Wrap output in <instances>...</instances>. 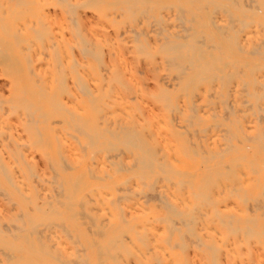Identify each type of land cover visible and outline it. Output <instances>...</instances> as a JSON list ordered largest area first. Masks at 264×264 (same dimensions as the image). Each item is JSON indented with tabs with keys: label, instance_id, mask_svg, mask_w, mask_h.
Instances as JSON below:
<instances>
[{
	"label": "rangeland",
	"instance_id": "374dc122",
	"mask_svg": "<svg viewBox=\"0 0 264 264\" xmlns=\"http://www.w3.org/2000/svg\"><path fill=\"white\" fill-rule=\"evenodd\" d=\"M115 1L0 0V47L2 49H0V167L5 165L6 169V172L3 169L5 173L0 170L2 173V175L0 173V231H2V233L0 232V264H264V202H262L264 201V197H262L264 194L261 193L264 192V148L262 149L257 141V137L264 132V117L260 119L264 116V110L261 112L256 110L254 99L251 96L247 97L248 101L242 97L238 98L237 104L236 102L233 103L231 98L226 101V85L224 86L220 79L212 80L213 83L209 80H201L200 84L194 83V87L198 85L197 88H194L193 84L186 86L188 91L183 88L185 80L178 77L180 73H178L176 66H173L174 64L168 58H164V56L168 57L165 51V42L168 40L185 41L186 37L188 41L200 40L202 36V41L205 40L207 43L205 45L212 44L208 47L212 53H221L220 48L215 47L218 39L209 38L207 29L197 33L199 38L196 36V31L203 29L201 26L203 20L197 18L193 20L194 22L190 20L182 22L179 14L175 17L179 8H184L187 18L192 17L189 9L187 10L188 4L183 5L181 3L185 0H150V2L149 0H142L144 3L138 0L135 7L132 2L136 3V0H120L122 3L120 1L118 3L117 0L116 3L118 4H115ZM140 2L143 3V6ZM148 4H151L152 11L149 9L150 7L148 8ZM164 5L181 6L176 12L175 7L168 6V9ZM136 6L142 7L136 8ZM143 8L147 9L146 11L143 10L145 14L142 11ZM135 11L136 13L140 12V16L139 14L135 15ZM216 11L213 16L217 23L228 20L227 12ZM125 12L127 15L124 14ZM141 15L143 16L141 19L135 17L140 18ZM128 16L131 21L128 20ZM175 19L177 21L174 22ZM155 20H159L157 24L161 25L160 28ZM190 23L193 29H190L189 33L183 32L184 25L189 27ZM150 24L154 25L150 26ZM248 25L249 23L243 30L247 34L250 32V35H247L250 41L257 37L261 38L259 23L253 21ZM157 27L159 29L155 30ZM161 27H165L164 30L166 29V31H163ZM137 32L139 33L137 34ZM155 32H159V35L157 36ZM190 33L193 35L190 36ZM139 34L138 39L136 37ZM183 34L186 35L185 38ZM252 35L257 37L254 38ZM83 38L87 40L85 41L89 45L85 43L88 47L83 45ZM139 45L144 50H141ZM84 46L89 51L93 50L92 55L86 48L83 50ZM222 56L226 60V53H222ZM165 61L167 63L169 61L170 64L167 65ZM12 62L14 64H11ZM72 65L73 68H71ZM243 68L247 69L246 66ZM227 70H232V67H228ZM186 71L189 72V70ZM224 71L226 72V66H224ZM254 74H264V68L256 70ZM175 75L176 77H174ZM178 79H181L180 83H178ZM210 82L211 85L208 84ZM176 83L179 85L177 86ZM190 86L194 90L191 94L189 92L192 90H190ZM200 87H203L204 90ZM20 89H24L25 96ZM39 90L44 93L39 96L40 99H38ZM211 92H214L213 95H210ZM19 93L23 97H20ZM160 94L162 95L161 98L159 97ZM207 95L209 96L207 97ZM52 97L53 99H50ZM21 98L25 99L22 100ZM49 100L50 102L55 100L53 103L51 102L53 107L50 102L48 103ZM219 100L221 103L217 102V107L215 102ZM25 101L29 105L33 103L32 106L30 105L31 109L30 106L26 105L30 111H27V108L24 111L22 105ZM167 101H169L170 106H167L168 108L165 106ZM262 102L264 103V98ZM56 104L59 108H55ZM188 104L193 106L189 109ZM231 104L232 107L237 105L234 110L235 115H232L234 117L230 115L231 112L229 111L232 110L229 108ZM195 106L196 108H194ZM225 106L229 110L227 107L224 109ZM210 107L212 108L210 109ZM35 109L36 111H34ZM240 109L244 111L242 112ZM246 109L252 110L246 112ZM206 113L207 115H205ZM241 113L244 114V117ZM76 115L82 120L87 119V127ZM210 115L213 118L217 116L213 119ZM73 116L75 121L72 120ZM257 118L259 119L257 120ZM201 119L202 121H200ZM223 119L227 120L224 121ZM243 119L247 121L244 122ZM219 123H224L225 126H222L224 124L219 125ZM187 124L194 126L190 127ZM75 125L76 127H74ZM71 126L72 128H70ZM124 126H127L125 129L138 131V139L142 140L146 147L153 151L154 160L151 166L154 165V169L150 166L151 170H148V167L142 169L143 166L139 160L137 162L138 155L142 153L140 147L129 146L128 148L122 143L119 144L116 132L121 131ZM208 126L210 127L208 128ZM241 127H245L243 134L241 131L238 132ZM221 128H224L223 130L227 133ZM34 129L36 130L35 133L40 136L35 135ZM194 129L197 130L194 131ZM230 131L235 134L232 135ZM95 133L97 137L94 136ZM112 134H114L115 139L112 138ZM102 135L104 138L101 137ZM188 135L189 137H187ZM193 137L196 139L194 143L196 147L193 144L189 147L190 141L193 143L195 140ZM225 137H230L229 142L224 139ZM92 138L95 142L91 143L93 146L91 147L90 144L85 146L88 141L92 142ZM95 139L98 140L95 141ZM243 139L246 141L243 142ZM225 140L233 151H224ZM200 141L202 146H200ZM246 145L251 146L246 147ZM241 147L242 149H240ZM107 148H117V151L113 149L110 151V149L108 152ZM184 148L185 150H183ZM235 150L238 153H235ZM202 152L203 154L200 155ZM227 152L230 154H225ZM134 154L136 155V162H134ZM186 154L188 155L187 158L190 156V160L186 158ZM202 155L204 158H201ZM162 156L164 159H161ZM231 156H235L236 159L232 160ZM229 159L232 164L229 163ZM219 160L223 163L226 162V166L222 167L223 164L219 163ZM203 161L206 162V165ZM157 162L162 163L163 167ZM217 162L220 165L216 166ZM132 163L134 165L136 163L135 166L138 167L141 165L144 172L142 173V170L138 168L137 170ZM228 163L234 167L231 168ZM236 164H239V167ZM164 166L166 174L164 172L161 176V171L165 169ZM212 166L214 169L217 168V172L222 175H220L222 179L218 178L222 184L216 180L217 173L212 170ZM124 167L132 169L126 170ZM219 167L220 169H218ZM225 167L229 171H226ZM159 168L162 169L159 170ZM169 168L172 170L167 172ZM187 168L189 169L187 170ZM173 170L174 172H172ZM195 170L197 171L195 172ZM178 171V175L175 174ZM230 171L237 174L233 175ZM238 171H241L240 174L245 178L248 175L247 178L239 175ZM138 172H141L142 175L146 173L143 175L145 177L142 178L141 173L139 175ZM183 172L192 178H186L182 174ZM209 172L211 173L210 176L213 177H204V175H209ZM228 173L231 174L228 175ZM181 175L184 176V179L183 177L178 178ZM80 176L83 179H79ZM207 178L210 181L213 179V183L206 182ZM9 179L11 180L9 181ZM56 179L58 183L55 184ZM181 179H183L182 182ZM188 179L191 182H189L190 180L186 181ZM73 180L78 183L75 186L80 187L79 190L75 188ZM61 181L62 185L60 184ZM82 182L85 184L83 185ZM185 182L191 184L185 185ZM83 187L84 190H82ZM165 187L169 189L166 190ZM182 188L183 190H181ZM214 190L217 192L213 193ZM202 191H206L205 194ZM192 192H195V195ZM72 193L73 196H71ZM158 194L165 195V198L160 199ZM66 195L68 196L66 197ZM65 197L70 199V203H68V199H64ZM54 198L56 202L57 199L61 203L63 202L62 206L59 204L60 202L58 206ZM166 198V202H163ZM203 199L205 201L202 202ZM261 199L263 200L261 201ZM255 201L258 202V205ZM40 203L43 205L40 206ZM206 203L212 205L214 209ZM51 204L53 206L49 207ZM54 205L57 206L58 211L56 209V212H51L53 211L51 209L49 211L48 208H56ZM82 205H84L85 210ZM199 205L202 206L201 209ZM191 211H201V213L196 212L195 214L194 212L192 214ZM187 212L189 213L187 214ZM220 213L221 215L218 216L217 214ZM60 218H63V221ZM245 218L251 223H246L247 219L245 220ZM253 218L256 227L250 220ZM174 219H176V223L172 222ZM187 219L191 220V222L189 221L190 224ZM222 219L224 221L230 219L228 224L231 225L232 223L234 229L239 227L238 232L234 233L235 230L232 226V230H230L231 228L227 229L226 225L228 224L226 222V225L223 224ZM181 220L182 224L183 222L186 224L180 226L182 225ZM91 221L92 228L89 223ZM35 223L38 225L36 231ZM134 224L136 226H133ZM31 225L34 226V230ZM242 230L248 234L250 232L252 237L248 235L245 238ZM102 231L105 235L102 234L101 236ZM126 235L127 237H125ZM115 239L117 240L113 243ZM119 241L122 242V245ZM101 242L102 244H100ZM208 246L218 249H210ZM109 253L111 254L109 255ZM113 254L115 258L110 257Z\"/></svg>",
	"mask_w": 264,
	"mask_h": 264
},
{
	"label": "bare ground",
	"instance_id": "6f19581e",
	"mask_svg": "<svg viewBox=\"0 0 264 264\" xmlns=\"http://www.w3.org/2000/svg\"><path fill=\"white\" fill-rule=\"evenodd\" d=\"M63 1H66V0H63ZM112 1V0H111ZM113 1H115V0H113ZM119 1L120 0H118V3H119ZM127 1V0H126ZM129 1V0H128ZM132 1V0H131ZM133 1H135V0H133ZM142 1V0H141ZM160 1V0H159ZM179 1V0H178ZM17 2V1H16ZM102 2V1H101ZM117 2V0L115 1V4H118V3H116ZM137 2H138V0H136V3L135 2H132V3H134V7H135V4H137ZM143 3H144V1H142ZM142 2H140L141 4H142V6H143V3ZM149 2H150V0H149ZM148 2V3H149ZM154 2V1H153ZM100 3V2H99ZM120 3H122L121 1H120ZM145 3H146V1H145ZM162 3V2H161ZM173 3H174V1H173ZM183 5L184 4H188V8H187V10L190 12V14H191V18H187L186 16H185V10H184V8H179L180 6L178 5V6H176V5H164L165 6V8H168V6H173V7H175L176 8V12H177V9L179 10L178 12H177V14H175V17H176V15H178L179 14V18L181 19V21L182 22H185L186 20H190V21H193V20H195V19H197V18H200L201 20H203V23L201 22V26H202V28L203 29H201V30H195L196 31V34L198 33V32H204L206 29L208 30L207 32H209L208 33V35H209V38H211V39H213V38H217L216 40V44H215V47L216 48H220V54H215V53H212L211 52V50L208 48L209 46H211V45H205V44H207L206 43V41L204 40V41H202V36L200 37V40H198V39H193V40H189L188 41V39H187V37L185 38V36H184V34H183V36H184V38L187 40H185V41H183V40H181V41H172V40H168L167 42H165V41H163V42H165L166 43V45H165V51H166V53L168 54V57H165L164 56V58H168L169 60H170V62L171 63H173L174 65L173 66H176V68H177V70L179 71H177L178 73H180V76H178V77H181V79L183 78L184 80H185V85H184V89L186 88V86H188V85H192L193 87L195 86L194 85V83H196V82H201V80H209V81H211L212 82V80H214L215 79V81H216V79H220V80H222L221 82H222V84L225 86L226 85V101H228V99H230V100H232V102L234 103V102H236L237 101V99L238 98H240V97H242V98H245L246 99V101H248V99H247V97L248 96H251L253 99H254V102H255V106H256V110H258V112H261V110H264V107H263V105H264V103L262 102V99L264 98V74H259V75H255L254 73H255V71L256 70H259V69H261V68H264V0H185V1H183V2H181ZM96 4H97V2H96ZM110 4H112V3H110ZM127 4V3H126ZM169 4V3H168ZM172 4V3H171ZM70 5V4H69ZM99 5V4H98ZM149 5V4H148ZM71 6H72V4H71ZM102 6V5H101ZM130 6V5H129ZM129 6H127V7H129ZM142 6H140V7H142ZM146 6V5H145ZM160 6H162V5H160ZM127 7H126V9H127ZM139 6H136V8H138ZM139 7V8H140ZM150 7V8H149ZM172 7V8H173ZM102 8H103V6H102ZM105 8V7H104ZM119 8V7H118ZM122 8H123V6H122ZM133 8V7H132ZM146 8H147V6H146ZM148 8L149 9H151V4L148 6ZM152 8H154V7H152ZM160 8V7H159ZM113 9V8H112ZM115 9V8H114ZM124 9V8H123ZM145 8H143L142 9V11L144 10ZM169 9V8H168ZM73 10V9H72ZM100 10H102V9H100ZM108 10V9H107ZM116 10V9H115ZM134 10H135V8H134ZM137 10H139V9H137ZM147 9H145V11H146ZM172 10V9H171ZM216 10H219V11H223V13H225V12H227L228 14V16H229V18H228V20H223L224 22L223 23H217L216 22V20H215V18H214V16H213V14L215 13V12H217ZM109 11H110V9H109ZM108 11V12H109ZM113 11V10H112ZM121 11V10H120ZM142 11H141V14H142ZM151 11H152V9H151ZM151 11H148V12H151ZM160 11H162V10H160ZM166 11V10H165ZM218 11V12H219ZM123 12V11H122ZM147 12V13H148ZM185 12V13H184ZM135 13H136V11H135ZM143 13L145 14V12L143 11ZM104 14V13H103ZM102 14V15H103ZM124 14H126V12L124 13ZM137 14H139V16H140V12L139 13H136L135 15H137ZM217 14V13H216ZM219 14V13H218ZM76 15V14H75ZM121 16H122V14H120ZM127 15V14H126ZM147 15V14H146ZM154 15V14H153ZM153 15H149V16H153ZM106 16V15H105ZM142 16V15H141ZM145 16V15H144ZM149 16H148V19H149ZM155 16V15H154ZM72 17H73V15H72ZM136 18H138V19H141V18H143V16L142 17H137V16H135ZM146 17V16H145ZM167 17V16H166ZM220 17V16H219ZM123 18V17H122ZM132 18V17H131ZM147 18V17H146ZM155 18V17H154ZM161 18V17H160ZM179 18H177V19H179ZM137 19V20H138ZM148 19H147V21H148ZM177 19H175L174 20V22L175 21H177ZM123 20V19H122ZM128 20H130L131 21V19H130V17L128 16ZM127 20V21H128ZM124 21V20H123ZM159 20H155V22H156V24H157V22H158ZM161 21H163L162 20V18H161ZM221 21V20H220ZM253 23V21H256L257 23H259V25H260V27H261V33H260V31H259V33L260 34H262V36H261V38H259V37H254L253 35V37L254 38H256L255 40H252V41H250V39L248 38V34L250 35V32H248V31H246V32H248V34L247 33H244V30H243V28H245V26L249 23V25L251 24V22ZM134 22V21H133ZM136 22V21H135ZM140 22V21H139ZM166 22H168V21H166ZM179 22H180V20H179ZM194 22V21H193ZM129 23V22H128ZM145 23H147L146 21H145ZM154 23V22H153ZM162 23H164V22H162ZM162 23H160V24H162ZM189 23V22H188ZM200 23V22H199ZM121 24V23H120ZM148 24V23H147ZM159 24V23H158ZM157 24V25H158ZM166 24V23H165ZM165 24H163V25H165ZM168 24H169V22H168ZM180 24H182V23H180ZM179 24V25H180ZM135 25V24H134ZM142 25V24H141ZM154 25V24H153ZM153 25H151L150 24V26H153ZM156 25V26H157ZM183 25V24H182ZM248 25V26H249ZM149 26V25H148ZM161 26V25H160ZM160 26L158 25V27L160 28ZM168 26V25H167ZM166 26V27H167ZM198 26V25H197ZM155 28V30H158L159 28ZM206 27V28H205ZM134 28V27H133ZM165 28V27H164ZM164 28H162L161 27V29H163V31H166V29L164 30ZM180 28H182V27H180ZM252 28V27H251ZM132 29V28H131ZM190 29H193V27L191 26V23H190V26L188 27V26H185L184 25V27H183V32L185 31V32H188L189 33V30ZM143 30V29H142ZM193 30V31H194ZM160 31V30H159ZM179 31H181L182 32V30H179ZM179 31H177V32H179ZM132 32V31H131ZM255 32H258V31H255ZM254 32V33H255ZM139 32H137V34H138ZM155 33H157V32H155ZM159 33V32H158ZM156 34L157 36L159 35V34ZM175 33V32H174ZM187 33V34H188ZM206 33V32H205ZM204 33V34H205ZM40 34V33H39ZM133 34H135V33H133ZM136 34V35H137ZM141 34V33H140ZM140 34L136 37V38H138L139 36H140ZM143 34H144V32H143ZM171 34H172V32H171ZM191 34L193 35V33H190V36H191ZM194 34H195V32H194ZM258 34V33H257ZM257 34H255V35H257ZM77 35H79V34H77ZM142 35V34H141ZM161 35V34H160ZM162 35L164 36V34L162 33ZM168 35V34H167ZM175 36V39L177 38L176 37V33L174 34ZM177 35H178V33H177ZM180 35V34H179ZM178 35V36H179ZM202 35V34H201ZM207 35V34H206ZM207 35V36H208ZM181 36V35H180ZM189 36V35H188ZM196 36H198V38H199V34H197ZM80 37V36H79ZM166 37V36H165ZM204 37V36H203ZM166 38H168V37H166ZM181 38H183L182 36H181ZM133 39V38H132ZM139 39V38H138ZM161 39V38H160ZM169 39V38H168ZM203 39H205V38H203ZM43 40V39H42ZM86 40V39H85ZM84 40V38L82 39V41H84V44L83 45H86L87 47H88V42H86ZM167 40V39H166ZM170 41V42H169ZM172 41V42H171ZM88 44H86V43ZM136 42V41H135ZM162 42V44H164ZM90 45H92L93 46V44H90ZM142 46H143V44H141ZM141 45H139V46H141ZM161 45V44H160ZM86 46H84L83 47V50H84V48H86ZM139 46H138V48H139ZM141 46V50H144V48ZM148 46V45H147ZM137 48V49H138ZM161 49H162V46L160 47ZM215 48V49H216ZM0 49H1V47H0ZM87 49V48H86ZM93 49H94V47H93ZM163 49H164V47H163ZM221 49H224V50H221ZM2 50V49H1ZM88 50V49H87ZM214 50V49H213ZM80 51H81V49H80ZM93 51V50H92ZM92 51H89L88 50V52H90L91 53V55H92ZM142 52V51H141ZM222 53L224 54V53H226V60H224L223 59V56H222ZM246 54V55H245ZM97 56V55H96ZM99 57V56H98ZM99 59V58H98ZM167 60V59H166ZM76 61V60H75ZM99 61H100V59H99ZM8 62H9V60H8ZM11 62V61H10ZM166 63H167V61H165ZM84 63V62H83ZM102 63V62H101ZM168 63H169V61H168ZM168 63H167V65H168ZM11 64H14L13 62L11 63ZM77 64V63H76ZM170 64V63H169ZM75 65V64H74ZM103 65V64H102ZM240 65V66H239ZM8 66V65H7ZM13 65H11V67H12ZM63 66V65H62ZM79 66V65H78ZM224 66H226V72L224 71ZM244 66H246L247 67V69H244L243 67ZM9 67H10V65H9ZM14 67V66H13ZM169 67V66H168ZM228 67H232V70H227V68ZM62 68V67H61ZM71 68H73V65H72V67ZM170 68V67H169ZM158 70V69H157ZM186 70H189V72H187ZM63 72H65L64 70H63ZM83 74V73H82ZM176 75H178L177 73H176ZM176 75L174 76V77H176ZM63 76V75H62ZM116 77V76H115ZM173 77V78H174ZM62 79V78H61ZM65 79V78H64ZM118 79V78H117ZM175 79V78H174ZM180 79V80H181ZM177 80V79H176ZM179 79H178V83H180L179 81H180ZM76 81V80H75ZM80 81V80H79ZM219 81V80H218ZM211 82L210 83H208V84H210L211 85ZM214 82V81H213ZM212 82V83H213ZM62 83V82H61ZM60 84V83H59ZM164 84H166V83H164ZM177 84V83H176ZM176 84H175V86H176ZM200 84V83H199ZM206 84V83H205ZM220 84V83H219ZM61 86H62V84H60ZM86 85V84H85ZM179 84H177V86H178ZM213 85V84H212ZM223 85H222V88H223ZM61 86H59V87H61ZM167 86V85H166ZM207 86V85H206ZM39 87V86H38ZM80 87H82V86H80ZM170 87V86H169ZM182 87V86H181ZM191 87V86H190ZM193 87H191L190 88V90L191 91H189L190 92V94L191 93H193L192 91H194L193 90ZM198 87V85L196 86V87H194V88H197ZM209 87V86H208ZM218 87V86H217ZM21 88H24V87H21ZM65 88V87H64ZM182 88V89H183ZM188 88V87H187ZM187 88L185 89V90H187ZM221 88V87H220ZM219 88V89H220ZM221 88V89H222ZM39 89L41 90V88L39 87ZM88 89V88H87ZM165 89V88H164ZM164 89H162V90H164ZM176 88H174V90H175ZM183 89V90H184ZM200 89H203L204 90V88L203 87H200ZM200 89H198V90H200ZM21 90V89H20ZM39 90V95H38V97L42 94H44L43 92L41 93V91ZM57 90V89H56ZM61 90H62V88H61ZM94 90V89H93ZM209 90V89H208ZM24 91V89L23 90H21V93H25V91ZM35 91V90H34ZM43 91V90H42ZM82 91V90H81ZM86 91V90H85ZM95 91V90H94ZM176 91V90H175ZM188 91V90H187ZM210 91V90H209ZM211 91H212V89H211ZM32 92V91H31ZM31 92H29V93H31ZM168 92V91H167ZM207 92V91H206ZM224 92H223V94H224ZM36 93V92H35ZM65 93V92H64ZM88 93H90V92H88ZM188 93V92H187ZM212 94H210V95H213V93L214 92H211ZM18 94V93H17ZM60 94H62V93H60ZM165 94V93H164ZM217 94H218V92H217ZM216 94V95H217ZM167 95V94H166ZM175 95V94H174ZM196 95V94H195ZM18 96V95H17ZM19 96L21 97L22 95H20V93H19ZM18 96V98H20ZM23 96H25V94L23 95ZM22 96V97H23ZM32 96V95H31ZM34 96V95H33ZM45 96V95H44ZM161 94H160V98H161ZM184 96H185V94H184ZM193 96V95H192ZM191 96V97H192ZM209 95H207V97H208ZM221 96V95H220ZM223 96V95H222ZM221 96V97H222ZM95 98V97H94ZM117 98H119V97H117ZM159 98V99H160ZM163 98H164V96H163ZM182 98V97H181ZM188 98H190V97H188ZM213 98H214V96H213ZM22 100H24L25 98H21ZM20 99V100H21ZM30 99V98H29ZM38 99H40V97L38 98ZM41 99H43V98H41ZM45 99V98H44ZM50 99H53V97L52 98H50ZM167 99H168V97H167ZM191 99V98H190ZM215 99H217L216 98V96H215ZM244 99V100H245ZM48 100V99H47ZM121 100V99H120ZM156 100H157V98H156ZM31 101V100H30ZM38 102L40 101V100H37ZM53 101H55V100H53ZM53 101H51L52 103H53ZM161 101H162V99H161ZM187 101H188V99H187ZM209 101V100H208ZM221 100H219V101H216L215 102V104L217 103V102H220ZM225 101V102H226ZM243 101V100H242ZM241 101V102H242ZM29 102V101H28ZM50 102V100L48 101V103ZM50 102V103H51ZM23 103V102H22ZM24 103H26V104H24ZM23 103V108H24V111H26V109L25 108H27V111H30L29 109H28V106H32L33 105V103L32 104H30L29 105V103L27 104V102L25 101ZM31 103V102H30ZM52 103H51V106H52ZM56 103V102H55ZM124 103V102H123ZM168 103V104H167ZM167 103L165 104V106H166V108H168V107H170L169 106V101H167ZM189 103V102H188ZM207 104H208V102H206ZM205 103V104H206ZM221 103V102H220ZM230 103H231V101H230ZM248 103V102H247ZM20 104V103H19ZM122 104V103H121ZM162 104H163V102H162ZM193 104V103H192ZM212 105H213V103H211ZM236 104H237V102H236ZM25 105V106H24ZM26 105H28V106H26ZM54 105V104H53ZM89 105V104H88ZM183 105V104H182ZM189 105V104H188ZM209 105V104H208ZM217 105V107H218V103L216 104ZM226 105V104H225ZM228 105H229V103H228ZM250 105V104H249ZM31 106L29 107L30 109H31ZM168 106V107H167ZM191 106H193V105H191ZM190 105H189V109H190V107H191ZM214 106V105H213ZM237 106V105H236ZM236 106L235 107H232V104L230 105V109H232L233 110V112H232V110H229V108L227 107V106H225V108L224 109H226V107H227V110H229L230 112H231V116L234 114V110H235V108H236ZM240 106H241V103H240ZM245 106V105H244ZM53 107V106H52ZM61 107V106H60ZM95 107H96V105H95ZM139 107V106H138ZM173 107V106H172ZM178 107V106H177ZM203 107V106H202ZM207 107V106H206ZM242 107H243V105H242ZM22 108V107H21ZM55 108H59V106L57 107V104H56V106H55ZM127 108V107H126ZM165 108V109H166ZM194 108H196V106L194 107ZM212 107H210V109H211ZM247 108V107H246ZM248 108H249V106H248ZM50 109V108H49ZM119 109H121V108H119ZM202 109V108H201ZM214 109V108H213ZM69 110V109H68ZM128 110V109H127ZM135 110V109H134ZM156 110V109H155ZM177 110H179V109H177ZM181 110H182V108H181ZM241 110V109H240ZM250 110V109H249ZM249 110H247L246 109V112H249ZM252 110V109H251ZM250 110V111H251ZM34 111H36V109L34 110ZM33 111V112H34ZM52 111V110H51ZM60 111V110H59ZM95 111V110H94ZM123 111V110H122ZM130 111V110H129ZM171 111V110H170ZM180 111V110H179ZM192 111V110H191ZM190 111V112H191ZM197 111V110H196ZM214 111V110H213ZM242 112L244 111V110H241ZM240 111V112H241ZM254 111V110H253ZM54 112V111H53ZM96 112V111H95ZM114 112H116V111H114ZM177 112V111H176ZM28 114L30 113V112H27ZM44 113V112H43ZM56 113V112H55ZM58 113V112H57ZM169 113V112H168ZM193 113H195V112H193ZM203 113V112H202ZM221 113V112H220ZM219 113V114H220ZM245 113V112H244ZM254 113V112H253ZM253 113H251L252 115H254ZM31 114V113H30ZM73 114V113H72ZM191 114V113H190ZM189 114V115H190ZM197 114V113H196ZM216 114V113H215ZM242 114V116L244 117V114L243 113H241ZM259 114V113H258ZM39 115H41V114H39ZM47 115V114H46ZM124 115V114H123ZM152 115V114H151ZM193 115V114H192ZM205 115H207V113L205 114ZM212 115H214L213 113H212ZM222 115V114H221ZM229 115V116H230ZM235 115V114H234ZM260 115V114H259ZM258 115V116H259ZM45 116V115H44ZM103 116V115H102ZM101 116V117H102ZM171 116H172V114H171ZM194 116V115H193ZM211 116V115H210ZM217 116V115H216ZM215 116V117H216ZM247 116V115H246ZM245 116V117H246ZM255 116V115H254ZM41 117H43V116H41ZM76 117L80 120L81 119V117L79 118V116H77L76 115ZM104 117V116H103ZM126 117V116H125ZM129 117V116H128ZM154 117V116H153ZM212 117V116H211ZM214 117V118H215ZM228 117V116H227ZM232 117H234V116H232ZM260 117V116H259ZM264 116H262L260 119H262ZM213 118V117H212ZM213 118V119H214ZM224 119L226 118V117H223ZM74 119V116H73V118H72V120ZM77 119V120H78ZM85 119V118H84ZM84 119L82 120L81 119V121H82V124H84L85 123V127H87V119H85V121H84ZM157 119V118H156ZM223 119V120H224ZM229 119V118H228ZM239 119H241V118H239ZM259 118H257V120H258ZM37 120V119H36ZM71 120V121H72ZM190 120V119H189ZM227 120V119H226ZM226 120H224V121H226ZM230 120V119H229ZM244 120V119H243ZM29 121H30V119H29ZM44 121V120H43ZM61 121V120H60ZM59 121V122H60ZM73 121H75V120H73ZM184 121H187V120H184ZM200 121H202V119L200 120ZM233 122H234V120H232ZM245 121H247V120H244V122ZM32 122H33V120H32ZM34 122H35V118H34ZM37 122H39L38 120H37ZM45 122V121H44ZM68 122V121H67ZM77 122V121H76ZM84 122V123H83ZM95 122V121H94ZM191 122V121H190ZM230 122H231V120H230ZM239 122V121H238ZM237 122V123H238ZM261 122V121H260ZM74 123V122H73ZM90 122H88V124H89ZM210 123H212L211 121H210ZM213 123H215V122H213ZM248 123V122H247ZM263 123V122H262ZM32 124V123H31ZM30 124V125H31ZM35 124V123H34ZM216 124V123H215ZM215 124H213V125H215ZM221 124H224V123H219V125H221ZM90 125V124H89ZM88 125V126H89ZM119 125V124H118ZM164 126H165V124H163ZM187 125H189L190 126V124H187ZM187 125H186V127H187ZM244 125V124H243ZM249 125V124H248ZM32 126V125H31ZM35 126H37V125H35ZM91 126H92V124H91ZM172 126V125H171ZM191 126H194V125H191ZM190 126V127H191ZM211 126V125H210ZM210 126H208V128L210 127ZM222 126H225V124L224 125H222ZM221 126V127H222ZM235 126V125H234ZM240 126V125H239ZM74 127H76V125L74 126ZM81 127V126H80ZM96 127V126H95ZM125 127L127 128V126H124L123 127V129H121V131H119V132H116L117 133V138H118V140H119V144H124L125 146H128V148H129V146H131V147H140L141 148V150H142V153H140V155H138V158H137V162H138V160H139V163L143 166L142 167V169H144V167H148L149 168V166H150V168L152 167H154V165H152L151 166V164H152V162H153V160H154V158H153V151L149 148V147H146V144L142 141V140H139L138 139V135H139V133H138V131L137 132H134L135 130H129V129H125ZM156 127V126H155ZM160 127V126H159ZM181 127V126H180ZM185 127V126H184ZM185 127V129H187ZM189 127V128H190ZM246 127V126H245ZM245 127H241L240 128V130H238V132H240L241 131V133L243 134V131L245 130L244 128ZM250 127V126H249ZM70 128H72V126L70 127ZM79 128V127H78ZM120 128H122L121 126H120ZM120 128H119V130H120ZM131 129H133L132 127H130ZM182 128V127H181ZM193 128V127H192ZM212 128V127H211ZM30 129H31V127H30ZM83 129V128H82ZM118 129V128H117ZM154 129V128H153ZM224 128H221V130H223ZM231 129V128H230ZM236 129V128H235ZM36 130H38V128H36ZM35 129H34V133H35V131H36ZM80 130V129H79ZM84 130V129H83ZM193 130V129H192ZM195 130H197V129H194V131ZM200 130V129H199ZM216 130V129H215ZM82 131V130H81ZM86 131V130H85ZM90 131V130H89ZM103 131H104V129H103ZM106 131H109V130H106ZM110 131H112V130H110ZM203 131V130H202ZM224 131V130H223ZM236 131H237V129H236ZM261 131H263V130H261ZM101 132V131H100ZM179 132V131H178ZM181 132H182V130H181ZM184 132V131H183ZM224 132H226V131H224ZM85 133V132H84ZM97 133V132H96ZM96 133H95V135L94 136H96L97 137V135H96ZM101 133H104V132H101ZM109 133V132H108ZM136 133H138V134H136ZM185 133H187V132H185ZM202 133V132H201ZM227 133V132H226ZM226 133H224V134H226ZM230 133L232 134V135H234L231 131H230ZM259 133V132H258ZM258 133H256V134H258ZM184 134V133H183ZM241 134V135H242ZM35 135H37V133H35ZM83 135H85V134H83ZM88 135V134H87ZM92 135V134H91ZM100 135V134H99ZM109 135H111V134H109ZM179 135H182V134H179ZM38 136H40V135H37V137ZM112 138L113 139H115L114 138V134H112ZM159 136V135H158ZM201 136H203V135H201ZM200 136V137H201ZM214 136H215V134H214ZM214 136H213V138H214ZM231 136V135H230ZM256 136V135H255ZM258 136V135H257ZM87 137V136H86ZM95 137V138H96ZM100 137V136H99ZM101 137H103V135L101 136ZM100 137V138H101ZM187 137H189V135L187 136ZM200 137H199V139H200ZM210 137V136H209ZM41 138V140H43L42 139V137H40ZM88 138V137H87ZM104 138V137H103ZM140 138H142L141 136H140ZM176 138V137H175ZM185 138V137H184ZM190 138H192V137H190ZM194 138V137H193ZM202 138V137H201ZM256 138V137H255ZM258 144H259V146L260 147H262V149L264 148L263 147V145H264V143H263V139H264V132L261 134V135H259L258 137ZM90 139V138H89ZM106 139H108V138H106ZM161 139V138H160ZM195 139V138H194ZM198 139V138H197ZM210 139V138H209ZM224 139H226L228 142H229V140H230V137L228 138V137H225ZM231 139H233L232 137H231ZM242 139V138H241ZM36 141H37V139H35ZM41 140H40V143H41ZM98 140V139H97ZM96 139H95V141H97ZM162 140V139H161ZM186 140V139H185ZM191 140V139H190ZM211 140V139H210ZM225 140V142H224V146H225V144H226V147H224V151L226 152L227 150L228 151H230V150H232V148L231 147H229V144L228 143H226L227 141ZM236 140V139H235ZM244 140L246 141V139H243V142H244ZM35 141V143H38V142H36ZM94 140H93V138H92V142H90V141H88V143L87 144H85V146H89V144H90V146L92 147L93 145H91V143L93 144V143H95V142H93ZM111 141V140H110ZM164 141V140H163ZM180 141V140H179ZM195 141H196V139L194 140V142L193 143H191L192 141H190V144H188L189 145V147H190V145L191 144H193V146H195L194 145V143H195ZM44 142V141H43ZM90 142V143H89ZM108 142H109V140H108ZM113 142H115V141H113ZM164 142H166V141H164ZM163 142V143H164ZM185 142H187V141H185ZM45 143V142H44ZM170 143H171V141H170ZM180 143V142H179ZM189 143V142H188ZM200 143V146H202L201 145V141L199 142ZM209 143V142H208ZM246 143V142H245ZM103 144V143H102ZM118 144V145H119ZM165 144V143H164ZM213 144V143H212ZM46 145V144H45ZM108 145H109V143H108ZM168 145H169V143H168ZM244 145V144H243ZM43 146V145H42ZM112 146V145H111ZM167 146V145H166ZM171 146V145H170ZM211 146V145H210ZM213 146V145H212ZM251 146V145H250ZM249 145H246V147H250ZM44 147V146H43ZM114 147V146H113ZM169 147V146H168ZM192 147V146H191ZM196 147V146H195ZM195 147H193V148H195ZM197 147H198V145H197ZM214 147V146H213ZM235 147V146H234ZM233 147V148H234ZM118 148V147H117ZM117 148L115 149V148H107V151L108 150H110V151H112V149L113 150H115V151H117ZM181 148H183V147H181ZM181 148H180V150H181ZM200 148V147H199ZM198 148V151H200V149ZM225 148H226V150H225ZM236 148H239V147H236ZM83 149H84V147H83ZM86 149V148H85ZM121 149V148H120ZM136 149V148H135ZM169 149V148H168ZM213 149V148H212ZM240 149H242V147L240 148ZM245 149V148H244ZM101 150V149H100ZM104 150V149H103ZM125 150L127 151V149H126V147H125ZM128 150H130V149H128ZM140 150V151H141ZM171 150V149H170ZM169 150V151H170ZM174 150H176L175 148H174ZM183 150H185V148L183 149ZM193 151L195 150V149H192ZM221 150V149H220ZM96 151V150H95ZM105 151H106V148H105ZM121 151V150H120ZM131 151V150H130ZM207 151V150H206ZM223 151V150H222ZM233 151V150H232ZM249 151V150H248ZM97 152V151H96ZM109 152V151H108ZM132 152V151H131ZM130 152V153H131ZM159 152V151H158ZM171 152V151H170ZM208 152V151H207ZM213 152V151H212ZM220 152V151H219ZM218 152V153H219ZM231 152V151H230ZM247 152V151H246ZM263 152H264V149H263ZM120 153V152H119ZM122 153V152H121ZM120 153V154H121ZM161 153V152H160ZM235 153H238V151H236L235 150ZM260 153V152H259ZM96 154V153H95ZM107 154V153H106ZM109 154V153H108ZM107 154V155H108ZM123 154V153H122ZM132 154V153H131ZM159 154V153H158ZM174 154V153H173ZM183 154V153H182ZM185 154V153H184ZM193 154L195 155V153L193 152ZM196 154L198 155V153H197V148H196ZM201 154H203V152L202 153H200V155ZM211 154V153H210ZM225 154H230L229 152H227V153H225ZM187 155V154H186ZM212 155V154H211ZM254 155V154H253ZM136 155L134 154V157H135ZM156 156V155H155ZM177 157H178V155H176ZM214 156V155H213ZM228 156V155H227ZM244 156V155H243ZM109 157V156H108ZM188 157V155L186 156V158ZM216 157V156H215ZM214 157V158H215ZM218 157V156H217ZM225 157V156H224ZM224 157H223V159H224ZM240 157H242V156H240ZM245 157H246V155H245ZM254 157H255V155H254ZM259 157V156H258ZM163 158V156L161 157V159ZM189 158H190V156H189ZM189 158H187V159H189ZM201 158H204L203 157V155L201 156ZM205 158H206V156H205ZM220 158V157H219ZM238 158H239V156H238ZM48 159V158H47ZM49 159H50V157H49ZM121 159V158H120ZM128 159V158H127ZM164 159V158H163ZM184 159V158H183ZM191 159V158H190ZM189 159V160H190ZM221 159V158H220ZM228 159V158H227ZM231 159L232 160H234V159H236V157L235 156H231ZM242 159V158H241ZM241 159H239V161L241 160ZM126 160V159H125ZM135 161L134 162H136V157H135V159H134ZM158 160V159H157ZM156 160V161H157ZM172 160V159H171ZM160 161V160H159ZM194 161V160H193ZM224 161V160H223ZM227 161V160H226ZM238 161V160H237ZM245 161V159L243 160V162ZM179 162V161H178ZM204 162V161H203ZM219 163H222L223 164V166L222 167H224V165L226 166V164L225 163H223L222 161H218ZM217 162V163H218ZM228 162V161H227ZM240 162H242V161H240ZM202 163V162H201ZM200 163V164H201ZM206 162H204V164H205ZM215 163V162H214ZM217 164L216 166H218V165H220V164ZM229 163H231L232 164V162H230V159H229ZM228 163V164H229ZM237 163V162H236ZM263 163V162H262ZM122 163L120 162V165H121ZM133 165H134V163H132ZM138 164V163H137ZM157 164L158 165H160V166H162L159 162H157ZM177 164H179V163H177ZM221 164V165H222ZM242 164V163H241ZM60 165V164H59ZM119 165V164H118ZM135 165H136V163H135ZM134 165V166H135ZM141 165L138 167V166H135L136 167V169L138 168V169H140V170H142L141 169ZM206 165V164H205ZM214 165V164H213ZM230 165V164H229ZM228 165V166H229ZM236 165H238V167H239V164H236ZM235 165V166H236ZM2 166V165H1ZM5 166V165H4ZM3 166V167H4ZM62 166H64V165H62ZM61 166V167H62ZM179 166H181L180 164H179ZM215 166V165H214ZM231 166V168L232 167H234V166H232V165H230ZM252 166V165H251ZM262 166V165H261ZM263 166H264V164H263ZM1 168L0 170H1V172L3 171V169H5V167L4 168ZM65 167V166H64ZM68 167V166H67ZM122 167H123V165H122ZM132 167V166H131ZM163 167V166H162ZM207 167V166H206ZM209 167V166H208ZM207 167V168H208ZM211 167V166H210ZM245 167V166H244ZM63 168V167H62ZM148 169V170H151V169ZM164 168H165V166H164ZM183 168H185V167H183ZM182 168V169H183ZM212 168H213V166H212ZM236 168H237V166H236ZM255 168V167H254ZM31 169V168H30ZM29 169V170H30ZM57 169V168H56ZM64 169V168H63ZM62 169V170H63ZM67 169V168H66ZM71 169H72V167H71ZM74 169V168H73ZM119 169V168H118ZM122 169V168H121ZM124 169H126L125 167H124ZM127 169H132V168H127ZM126 169V170H127ZM137 169V170H138ZM154 169V168H153ZM160 169H162V168H159V170ZM189 168H187V170H188ZM217 169V168H216ZM216 169H212V170H215L216 171V173H217V178H216V180H218L221 184H222V182L219 180L220 178H221V174H219L218 172H217V170ZM218 169H220V167L218 168ZM222 169V168H221ZM225 169H226V167H225ZM166 168L164 169V171H161V176H163L162 174H164V172H165V174H166ZM170 170H172V169H167V172H169ZM198 170V169H197ZM197 170H195V172L197 171ZM204 170H207V169H204ZM223 170V169H222ZM228 169H226V171H227ZM85 171V170H84ZM153 171V170H152ZM177 171V170H176ZM184 171V170H183ZM193 171V170H192ZM207 171H209V170H207ZM229 171V170H228ZM0 172V173H1ZM5 172H6V169H5ZM4 171H3V173H5ZM30 172H32L31 170H30ZM86 172V171H85ZM116 172H119V171H116ZM116 172H115V174H116ZM129 172V171H128ZM133 172V171H132ZM144 172V170H142V173ZM146 172V171H145ZM172 172H174V170L172 171ZM182 172V171H181ZM184 172H186V170L184 171ZM182 173V174H184L185 176H186V178H189L190 177V179L192 178V176H187L185 173ZM188 172V171H187ZM231 172V171H230ZM239 172V171H238ZM241 172V171H240ZM240 172H239V175H241L240 174ZM253 172H255V171H253ZM7 173H8V171H7ZM57 173V172H56ZM83 173V172H82ZM135 173V172H134ZM134 173H133V175H134ZM139 173V172H138ZM138 173H136V174H138ZM141 173V172H140ZM140 173H139V175H140ZM142 173H141V177L142 178H144L143 177V175L144 174H146V173H144L143 175H142ZM177 173H179V171L178 172H175V174H177ZM220 173H222V172H220ZM232 173V172H231ZM231 173H228V175L229 174H231ZM236 173V172H235ZM234 172L232 173L233 175L235 174ZM58 174V173H57ZM192 174H194V173H192ZM196 174V173H195ZM210 172H209V175H204V177H207V176H210ZM219 174V175H218ZM223 174V173H222ZM225 174H227V173H225ZM237 174V173H236ZM245 174H247V173H245ZM1 175H2V173H1ZM10 175V174H9ZM9 175H8V177H9ZM31 175V174H30ZM56 175V174H55ZM178 175V174H177ZM190 175V174H189ZM221 175V176H220ZM228 175H227V178H228ZM59 176V175H58ZM79 176V175H78ZM83 176V175H82ZM85 176V175H84ZM114 176V175H113ZM134 176H136L137 177V175H134ZM150 176V175H149ZM158 176V175H157ZM165 177H167V175H164ZM242 176V175H241ZM247 176L248 175H246V178H247ZM36 177V176H35ZM61 177V176H60ZM110 177H112V175H110ZM180 177H183V179H184V176H178V178H180ZM213 176H210V178H212ZM231 177V176H230ZM230 177H229V180H230ZM233 177V176H232ZM242 177H244V176H242ZM5 178H7V177H5ZM56 178V177H55ZM79 179L80 178H82L81 176L80 177H78ZM98 178V177H97ZM139 178V177H138ZM169 178V177H168ZM167 178V179H168ZM202 178V177H201ZM219 178V179H218ZM226 178V179H227ZM245 178V177H244ZM245 178V179H246ZM69 179V178H68ZM83 179V178H82ZM81 179V180H82ZM164 179V178H163ZM183 179H181V182H182V180ZM190 179H188V180H186V181H189ZM222 179V178H221ZM8 180V179H7ZM11 179H9V181H10ZM61 180V179H60ZM224 180V179H223ZM228 180V179H227ZM244 180V179H243ZM249 180V179H248ZM251 180V179H250ZM8 181V182H9ZM140 181V180H139ZM142 181V180H141ZM185 181V180H184ZM213 181V179L210 181V180H208V178H207V180H206V182H212ZM234 181V180H233ZM12 182V181H11ZM73 182H75V180H73ZM189 182H191V180L189 181ZM186 183L185 182V185H188V184H191V183ZM247 182V181H246ZM10 183V182H9ZM12 183H14V182H12ZM56 183H58L57 182V179H56V182H55V184ZM77 182H75L74 183V186H75V184H76ZM83 183V182H82ZM184 183V182H183ZM213 183V182H212ZM215 183V182H214ZM219 183V185H221ZM60 184L62 185V181L60 182ZM59 184V185H60ZM78 184V183H77ZM85 183H83V185H84ZM144 184H146V183H144ZM227 184V183H226ZM245 184V183H244ZM171 185V184H170ZM173 185V184H172ZM228 185V184H227ZM79 186V185H78ZM150 186V185H149ZM163 186V185H162ZM165 186V185H164ZM214 186V185H213ZM217 186V185H216ZM222 186V185H221ZM226 186V185H225ZM56 187V186H55ZM150 187H153V188H156L155 186H150ZM167 187V186H166ZM166 187H165V189H166ZM191 187V186H190ZM201 187V185L198 187V190H199V188ZM215 187V186H214ZM241 187V186H240ZM61 188L63 189V187L61 186ZM75 188H77V186H75ZM78 188H80V187H78ZM77 188V189H78ZM153 188H150V189H152L153 190ZM243 188V187H242ZM57 189V188H56ZM55 189V190H56ZM76 189V190H77ZM167 189H169V188H167ZM166 189V190H167ZM18 190V189H17ZM54 190V191H55ZM58 190L60 191L61 189L59 188V186H58ZM57 190V191H58ZM64 190V189H63ZM69 190H70V187H69ZM79 190V189H78ZM82 190H84V187H83V189ZM143 190V189H142ZM157 190V189H156ZM181 190H183V188L181 189ZM240 190V189H239ZM238 190V191H239ZM57 191H55V192H57ZM58 191V192H59ZM72 191V190H71ZM124 191V190H123ZM144 191V190H143ZM142 191V192H143ZM158 191V190H157ZM156 191V192H157ZM170 191V190H169ZM194 191V190H193ZM241 191V190H240ZM246 191H248V190H246ZM57 192V193H58ZM148 192H149V190H148ZM147 192V193H148ZM203 192V191H202ZM206 192V191H205ZM205 192H203L204 194H205ZM217 191H215L214 190V192L213 193H216ZM236 192V191H235ZM63 193V192H62ZM146 193V194H147ZM160 193V192H159ZM193 193V192H192ZM195 193V192H194ZM193 193V195H195ZM197 193H198V191H197ZM196 193V194H197ZM230 193V192H229ZM261 193H263L264 194V192H261ZM7 194V193H6ZM60 194V193H59ZM145 194V193H144ZM163 194H164V192H163ZM220 194H222V193H220ZM262 194V195H263ZM57 195V194H56ZM74 194L72 193V195L71 196H73ZM159 196V198L161 199V198H165L164 196L165 195H162V194H158ZM215 195V194H214ZM217 195H218V193H217ZM232 195V194H231ZM51 196H53V195H51ZM58 197H59V195H57ZM62 196V195H61ZM60 196V197H61ZM68 195H66V197H67ZM125 196H129V195H125ZM132 196V195H131ZM200 196V195H199ZM201 196H202V194H201ZM200 196V197H201ZM216 196V195H215ZM219 196V195H218ZM260 196V195H259ZM64 198V199H68V198ZM75 197V196H74ZM87 197V196H86ZM118 197V196H117ZM195 197H197V196H195ZM210 197V196H209ZM261 197V196H260ZM260 197H257V198H260ZM262 197H264V196H262ZM261 197V198H262ZM62 198V197H61ZM72 198V197H71ZM158 198V199H159ZM198 198V197H197ZM216 198H218V197H216ZM63 199V198H62ZM75 199V198H74ZM121 199V198H120ZM127 199H129V198H127ZM221 199V198H220ZM52 200H53V198H52ZM52 200H49V201H52ZM59 199H57V202H56V200H55V198H54V201L58 204L59 202V204H61V206H62V204H63V202L61 203V201L59 200ZM92 200V199H91ZM117 200H118V198H117ZM166 200H167V198L165 199V201H163V202H166ZM184 200V199H183ZM198 200V199H197ZM252 200V199H251ZM255 200V199H254ZM253 200V201H254ZM263 199H261V201H262ZM68 201V203H70V199H68L67 200ZM93 201V200H92ZM158 201V200H157ZM182 201V200H181ZM203 201H205L204 199L202 200V202ZM71 202H73V201H71ZM118 202H119V200H118ZM179 202V201H178ZM256 203H257V205H258V202L257 201H255ZM254 202V203H255ZM262 202H264V201H262ZM43 203V202H42ZM53 203V202H52ZM67 202H66V204H68ZM85 203V202H84ZM209 203V202H208ZM208 203H206V204H208ZM244 203V202H243ZM261 203V202H260ZM44 204V203H43ZM42 204V205H43ZM50 204V203H49ZM59 204H58V206H59ZM65 204V205H66ZM160 204V203H159ZM165 204V203H164ZM167 204H168V202H167ZM179 204V203H178ZM182 204V203H181ZM210 204V203H209ZM208 204V205H209ZM212 204V203H211ZM230 204V203H229ZM263 204V203H262ZM262 204H260V205H262ZM41 205V203H40V206H42ZM45 205V204H44ZM47 205V204H46ZM172 205V204H171ZM259 205V206H260ZM39 206V207H40ZM53 205L51 204V205H49V207H52ZM83 207H84V205H82ZM85 206H86V203H85ZM119 206V205H118ZM164 206V205H163ZM162 206V207H163ZM168 206H169V204H168ZM173 206V205H172ZM171 206V207H172ZM184 206V205H183ZM200 206V205H199ZM209 206H211L212 208H213V206L212 205H209ZM223 206V205H222ZM226 206H228V205H226ZM225 206V207H226ZM35 207H38V206H35ZM34 207V208H35ZM54 207H56V208H54V209H52V208H48L49 209V211H50V209L51 210H53V211H51V212H54L55 211V209H56V211H58L57 210V206H55L54 205ZM201 207L202 206H200V209H201ZM249 207V206H248ZM264 207V206H263ZM30 208H31V206H30ZM42 208V207H41ZM120 208H122V207H120ZM187 208V207H186ZM224 208V207H223ZM37 209V208H36ZM35 209V210H36ZM81 209H83V208H81ZM169 209V208H168ZM214 209V208H213ZM227 209H228V207H227ZM42 210V209H41ZM44 210V209H43ZM84 210H85V207H84ZM83 210V211H84ZM121 210V209H120ZM123 210V209H122ZM167 210V209H166ZM46 211H47V209H46ZM55 211V212H56ZM82 211V210H81ZM168 211V210H167ZM172 211V210H171ZM218 211V210H217ZM38 212V211H37ZM45 211H43V213H44ZM195 212V211H194ZM193 211H191L190 213H194ZM197 213H201V211H196ZM196 212H195V214H196ZM41 213H42V211H41ZM88 213V212H87ZM122 213V212H121ZM189 212H187V214H188ZM215 213V212H214ZM218 213V212H217ZM45 214V213H44ZM171 214V213H170ZM88 215V214H87ZM122 215V214H121ZM120 215V216H121ZM178 215H180V213H178ZM177 214H175V216H178ZM201 215V214H200ZM218 216L219 215H221V213L220 214H217ZM227 215V214H226ZM90 216V215H89ZM229 216V215H228ZM97 217V216H96ZM121 217H123V215L121 216ZM169 217H171L170 215H169ZM224 217H226V216H224ZM229 217H233V216H229ZM72 218V217H71ZM193 218V217H192ZM201 218V217H200ZM221 217H219V219H220ZM61 219V218H60ZM59 219V220H60ZM63 219V218H62ZM61 219V220H62ZM95 219V218H94ZM122 219V218H121ZM179 219H182V218H179ZM193 219H195V217L193 218ZM199 219V218H198ZM247 218H245V220H246ZM96 220V219H95ZM166 220V219H165ZM175 220L176 219H174V221H172V222H175ZM184 220H186V219H184ZM188 220V219H187ZM221 220V219H220ZM223 220V219H222ZM250 220H252V223L255 225V227H256V224L254 223V221H255V219L253 218V219H250ZM63 221V220H62ZM162 221V220H161ZM189 221L191 222V220H188V223H189ZM229 221H231L230 219L228 220V221H222V222H224L223 224H225L226 225V223L228 224V222ZM233 221V220H232ZM238 221V220H237ZM57 222V221H56ZM60 222V221H59ZM170 222V221H169ZM181 222V224H182V220L180 221ZM193 222V221H192ZM226 222V223H225ZM249 221H248V219L246 220V223H248ZM90 223V226H91V228H92V225H91V223H92V221L91 222H89ZM176 223V222H175ZM186 224V222H183V224ZM231 223V222H230ZM249 223H251V222H249ZM38 224V223H37ZM65 224V223H64ZM99 224H101L102 225V223H99ZM183 224L182 225H180V226H183ZM190 224V223H189ZM192 224H194V223H192ZM222 224V225H223ZM239 224V223H238ZM35 225V231L37 230V228H38V225H36V223L34 224ZM40 225V224H39ZM58 225V224H57ZM147 225V224H146ZM169 226H170V223L168 224ZM230 227H229V226ZM228 225H226V227H227V229H230L231 228V226H232V223H231V225L230 224H228ZM37 226V227H36ZM105 226V225H104ZM133 226H136L135 224L133 225ZM177 226V225H176ZM224 226V225H223ZM233 227V226H232ZM253 227V226H252ZM31 228H33V230H34V226H32L31 225ZM96 228V227H95ZM103 228V227H102ZM187 228V227H186ZM190 228V227H189ZM233 229H234V227H233ZM236 229L237 228H235L234 230V233L236 232H238V229H240L239 227H238V229H237V231H236ZM32 230V229H31ZM32 230V231H33ZM93 230H94V228H93ZM230 230H232V228L230 229ZM229 230V231H230ZM242 231H244V230H242ZM242 231H240V232H242ZM252 231V230H251ZM1 233H2V231H0ZM95 232V231H94ZM120 232V231H119ZM123 232V231H122ZM122 232L120 233L121 235H122ZM246 231H244L243 232V235L245 234V238L248 236V235H250L251 237H252V235L250 234V232H249V234H248V232H246ZM35 233V232H34ZM100 233V232H99ZM104 232L102 231L101 232V236H102V234H103ZM124 233V232H123ZM172 233V232H171ZM189 233V232H188ZM187 233V234H188ZM94 234V233H93ZM125 234H126V232H125ZM124 234V235H125ZM100 235V234H99ZM103 235H105V234H103ZM193 235H194V233H193ZM233 235V234H232ZM235 235V234H234ZM117 236H119V237H121L120 235H117ZM190 236V235H189ZM254 236V235H253ZM257 236V235H256ZM125 237H127V235L125 236ZM183 237V236H182ZM197 237V236H196ZM250 237V238H251ZM93 238V237H92ZM170 238V237H169ZM181 238V237H180ZM197 238H199V237H197ZM102 239V238H101ZM122 239H123V236H122ZM167 239V238H166ZM182 239V238H181ZM189 239V238H188ZM217 239V238H216ZM93 240V239H92ZM116 240L117 239H115L114 241H113V243H115L116 242ZM124 240V239H123ZM141 240V239H140ZM111 241V240H110ZM120 241H122V240H120ZM119 241V242H120ZM93 242V241H92ZM96 242V241H95ZM94 242V243H95ZM99 242V241H98ZM198 242V241H197ZM199 242H200V239H199ZM109 243V242H108ZM121 243V245H122V242H120ZM100 244H102V242L100 243ZM110 245H111V243H109ZM199 244V243H198ZM103 245H105L104 243H103ZM204 245V244H203ZM145 246V245H144ZM112 247H113V244H112ZM111 247V248H112ZM209 247V246H208ZM183 248V247H182ZM210 248V247H209ZM102 249V248H101ZM106 249V248H105ZM109 249V248H108ZM114 249V248H113ZM210 249H215V248H212V246H211V248ZM218 248H216L215 250H217ZM110 250V249H109ZM108 250V251H109ZM103 251V250H102ZM102 253V252H101ZM103 254V253H102ZM105 254V253H104ZM108 254V253H107ZM111 253H109V255H110ZM107 256V255H106ZM113 256V258H115V255L113 254V255H111L110 257H112ZM102 257H103V255H102ZM109 257V258H110ZM107 258V257H106ZM59 259V258H58ZM112 259V258H111ZM105 260V259H104ZM114 260V259H113ZM214 260H215V258H214Z\"/></svg>",
	"mask_w": 264,
	"mask_h": 264
}]
</instances>
